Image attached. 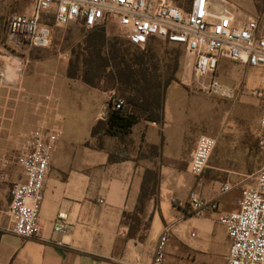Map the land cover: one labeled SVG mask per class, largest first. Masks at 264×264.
I'll list each match as a JSON object with an SVG mask.
<instances>
[{
    "label": "crops",
    "instance_id": "crops-1",
    "mask_svg": "<svg viewBox=\"0 0 264 264\" xmlns=\"http://www.w3.org/2000/svg\"><path fill=\"white\" fill-rule=\"evenodd\" d=\"M228 1L236 21L254 18L264 29V0ZM32 50L23 57L0 56V264H150L151 251L165 229L168 242L185 246L197 264H218L223 256L227 261L229 240L218 217L238 211L241 195L225 197L232 184L189 173L201 132L196 126L209 110L205 97L188 85L171 84L162 122L135 125L128 146L132 160L108 164L105 151L85 143L93 125L105 117L112 93L68 78L66 67L56 70L48 67V60L30 59ZM58 125L62 133L44 185L40 234L22 238L13 233L8 214L12 185L25 181L16 157L32 130ZM106 146L118 147L113 139H107ZM210 169L228 171L219 164ZM146 170L159 173V189L130 238L131 222L123 224L124 214L134 213ZM225 184L232 188L224 193ZM192 194L215 202L217 209L197 214L191 208ZM60 219L68 227L65 235L53 229ZM198 222L202 234L196 231L192 238Z\"/></svg>",
    "mask_w": 264,
    "mask_h": 264
},
{
    "label": "built area",
    "instance_id": "built-area-1",
    "mask_svg": "<svg viewBox=\"0 0 264 264\" xmlns=\"http://www.w3.org/2000/svg\"><path fill=\"white\" fill-rule=\"evenodd\" d=\"M31 16L14 15L9 23L8 37L16 48H46L50 43V29L39 22L42 11L53 9L54 21L59 26L74 23L91 29L103 27L116 35L144 48L151 39H160L183 47L185 67L191 73L196 88L207 94L234 99L236 90L216 78L221 59L246 67H264V29L254 18L238 22L230 12L228 0H189L186 7L170 0H33ZM1 77V73H0ZM253 95L264 99V89ZM116 109L124 105L114 98ZM57 120L61 117L57 115ZM264 133V116L260 119ZM62 128L39 127L25 137L16 157L25 181L11 190L8 214L12 231L22 238L40 234L39 215L44 199L43 190L50 171L54 149ZM217 141L209 135L199 136L189 163V173L201 177L208 168ZM264 149V137L260 141ZM229 184L221 191L229 192ZM191 208L215 211L213 201H205L197 194L190 196ZM104 201L100 200V204ZM218 222L225 228L229 240L226 264H264V167L255 182L241 192L239 210L221 214ZM56 234L65 235L68 227L60 219L54 224ZM196 236L195 232L191 237ZM169 230L165 229L152 249L150 264H163ZM57 244L61 245V242Z\"/></svg>",
    "mask_w": 264,
    "mask_h": 264
},
{
    "label": "rangeland",
    "instance_id": "rangeland-1",
    "mask_svg": "<svg viewBox=\"0 0 264 264\" xmlns=\"http://www.w3.org/2000/svg\"><path fill=\"white\" fill-rule=\"evenodd\" d=\"M170 1L182 7L187 0ZM33 11V0H0V56L23 57L28 52L26 48H16L12 45L8 37V27L14 15L31 16ZM39 22L49 27L50 43L46 48H31L34 50L30 53V59H45L49 61L48 67L56 70L66 67L67 70L69 61L73 57V51L83 42L86 32L74 23L66 26L55 24L53 9L42 11ZM108 34L118 36L113 30H110ZM150 46L161 60V73L164 77L171 73L173 59L178 51L183 52L179 69L175 75L177 83L173 84L188 85L195 93L205 97L204 101L208 103L209 110H204L201 124L197 125L196 129L197 132L201 129L200 136L209 135L218 141L203 175L218 181L220 185L226 182L232 184V191L225 197H231L235 193L240 197L242 189L254 184L258 171L264 167V149L260 144V138L263 136L260 119L264 116V99L253 95L254 90L264 89V67H246L221 59L216 78L236 90L235 98L227 99L217 94L204 93L196 88L191 73L185 67L183 47L166 43L160 39L150 40ZM110 92L112 96L109 104L115 98V93ZM218 156L222 157L219 163ZM217 164L228 171L210 169ZM12 188L13 185L11 190ZM193 228L194 232L202 234L199 222ZM188 232L189 230L187 234ZM167 253L163 264H197L187 248L177 242H167ZM218 264H226L225 256Z\"/></svg>",
    "mask_w": 264,
    "mask_h": 264
},
{
    "label": "trees",
    "instance_id": "trees-1",
    "mask_svg": "<svg viewBox=\"0 0 264 264\" xmlns=\"http://www.w3.org/2000/svg\"><path fill=\"white\" fill-rule=\"evenodd\" d=\"M187 4L189 0L181 8ZM81 28L86 33L83 42L73 51L66 71L67 77L80 80L100 91H113L115 98L124 101L120 109L110 103L105 117L91 128L90 140L85 146L105 151L108 164L130 161L132 158L128 146L132 129L141 122H162L166 90L171 84L177 83L175 75L183 52L178 51L173 59L171 73L164 77L161 73V60L150 46V41L142 49L127 39L110 36L103 27L90 30ZM107 139L115 140L118 147L108 149ZM148 149L153 151L154 147L148 146ZM143 156L140 152L139 157ZM158 189L159 173L146 170L136 209L132 214H124L123 224L127 225L128 220L131 222L128 229L130 238L139 229V215L145 213L147 203L157 194Z\"/></svg>",
    "mask_w": 264,
    "mask_h": 264
}]
</instances>
